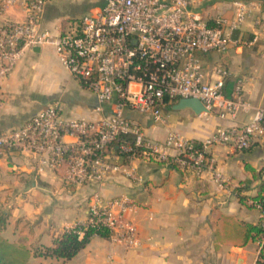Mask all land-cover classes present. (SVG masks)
Instances as JSON below:
<instances>
[{
  "label": "built area",
  "instance_id": "obj_1",
  "mask_svg": "<svg viewBox=\"0 0 264 264\" xmlns=\"http://www.w3.org/2000/svg\"><path fill=\"white\" fill-rule=\"evenodd\" d=\"M52 0H0V93L27 48L52 45L62 65L90 90L98 110L109 111L97 120L63 115L59 103L46 106L23 124L0 130V162L10 154L35 160L39 175L60 173L70 187L104 184L115 174L142 183L129 162H161L197 175L210 172L221 189L228 179L210 152L214 145L247 150L264 138V104L245 97V80L236 77L231 95L226 83L229 68H208L203 56L225 52L237 42L234 34L253 14V6L235 2L232 18L209 21L197 8L203 0H99L91 12L48 25L44 12ZM21 6L22 18H11ZM258 23V22H257ZM182 98H197L201 114L236 119L253 110L251 121L218 129L205 140L170 131L163 140L149 137L126 110L165 122V109ZM260 212L264 227V194L249 200ZM136 202L128 195L104 198L90 195L87 219L73 227L82 237L88 229L105 232L126 248L142 246L131 215ZM96 236V235H95ZM264 249V235L257 241Z\"/></svg>",
  "mask_w": 264,
  "mask_h": 264
},
{
  "label": "crops",
  "instance_id": "obj_2",
  "mask_svg": "<svg viewBox=\"0 0 264 264\" xmlns=\"http://www.w3.org/2000/svg\"><path fill=\"white\" fill-rule=\"evenodd\" d=\"M70 1L74 4L65 11L50 1L44 22L53 25L95 9L85 0ZM236 1L252 5V16L233 35L236 43L225 52L204 55L203 61L208 68L219 63L229 68V95L235 78L243 77L246 99L259 106L264 104V0H203L197 10L209 21L220 15L232 18ZM16 9L11 16L14 12L21 19V6ZM56 102L70 118L97 120L109 111L108 106L103 111L97 109L95 94L62 65L52 45L27 48L2 84L0 130L20 126ZM173 105L166 107L165 122L160 124L135 110H126V115L141 124L151 138L163 140L170 131H177L187 138L205 140L220 128L248 123L254 112L222 119L216 114H196L191 108L178 110ZM210 152L228 179L226 189L217 186L210 172L197 175L143 159L129 162L144 178L142 183L115 174L102 185L70 187L60 173L37 174L32 157L10 154L0 162V216L7 217L1 234L31 250L32 264H257L258 244L251 237L247 239L245 227L263 224L260 212L249 200L264 194L260 191L264 138L247 150L214 145ZM94 192L104 198L128 195L136 202L131 217L142 246L129 249L96 235L71 259L35 255L36 250L53 246L56 238L87 219L88 200Z\"/></svg>",
  "mask_w": 264,
  "mask_h": 264
},
{
  "label": "trees",
  "instance_id": "obj_3",
  "mask_svg": "<svg viewBox=\"0 0 264 264\" xmlns=\"http://www.w3.org/2000/svg\"><path fill=\"white\" fill-rule=\"evenodd\" d=\"M260 191H264V181L260 186ZM7 223L6 216H0V264H32L30 258L32 256L31 250L28 248L19 247L16 244L10 242L8 239L2 236V231ZM246 237L253 238L258 241L264 235V227L259 225L246 224ZM105 237V232H96L93 229H88L82 237H80L76 229L67 230L60 237L56 238L54 245L51 247H43L35 251V255L71 259L81 249H83L90 239L95 236ZM257 264H264V249L259 253Z\"/></svg>",
  "mask_w": 264,
  "mask_h": 264
},
{
  "label": "water",
  "instance_id": "obj_4",
  "mask_svg": "<svg viewBox=\"0 0 264 264\" xmlns=\"http://www.w3.org/2000/svg\"><path fill=\"white\" fill-rule=\"evenodd\" d=\"M173 107L178 110L191 108L196 114H201L205 111L204 105L197 98H182Z\"/></svg>",
  "mask_w": 264,
  "mask_h": 264
},
{
  "label": "rangeland",
  "instance_id": "obj_5",
  "mask_svg": "<svg viewBox=\"0 0 264 264\" xmlns=\"http://www.w3.org/2000/svg\"><path fill=\"white\" fill-rule=\"evenodd\" d=\"M55 2H57V4H58V6L60 7V9L61 10H63V11H65V10H68V9H70L71 7L70 6H72L74 3L73 2H71L70 0H54ZM86 1V3L88 4V6L89 5H98L99 3H100V1L99 0H85ZM15 10H17L16 8L13 10V11H15ZM15 14H14V12H13V14H12V16H11V18H13V19H17V17L16 16H14ZM17 15H19V14H17ZM182 112H188V111H182ZM32 201V200H31ZM33 206H35V204L34 203H31ZM46 206L48 207V206H50V205H48V204H46Z\"/></svg>",
  "mask_w": 264,
  "mask_h": 264
}]
</instances>
